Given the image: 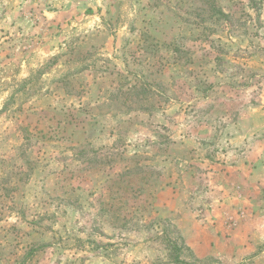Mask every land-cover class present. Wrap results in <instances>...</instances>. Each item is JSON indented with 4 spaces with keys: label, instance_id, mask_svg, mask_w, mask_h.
<instances>
[{
    "label": "rangeland",
    "instance_id": "1",
    "mask_svg": "<svg viewBox=\"0 0 264 264\" xmlns=\"http://www.w3.org/2000/svg\"><path fill=\"white\" fill-rule=\"evenodd\" d=\"M0 264H264V0H0Z\"/></svg>",
    "mask_w": 264,
    "mask_h": 264
}]
</instances>
